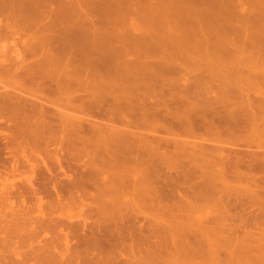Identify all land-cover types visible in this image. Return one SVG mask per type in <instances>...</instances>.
<instances>
[{
  "label": "rangeland",
  "instance_id": "1",
  "mask_svg": "<svg viewBox=\"0 0 264 264\" xmlns=\"http://www.w3.org/2000/svg\"><path fill=\"white\" fill-rule=\"evenodd\" d=\"M0 89V264H264V0H0Z\"/></svg>",
  "mask_w": 264,
  "mask_h": 264
},
{
  "label": "bare ground",
  "instance_id": "2",
  "mask_svg": "<svg viewBox=\"0 0 264 264\" xmlns=\"http://www.w3.org/2000/svg\"><path fill=\"white\" fill-rule=\"evenodd\" d=\"M48 1H49V0H48ZM48 3H49V2H48ZM52 5H53V4H52ZM52 5H51V8H52ZM26 7H29V5L26 6ZM33 8H34V7H33ZM49 9H50V8H49ZM52 9H53V10H51V11L53 12V11H54V8H52ZM29 10H31V9H28L27 11H29ZM24 11H25V10H24ZM27 11H26V12H27ZM33 12L35 13L34 10H33ZM33 12L31 11L30 13L32 14ZM37 12L39 13V11H37ZM27 13H28V12H27ZM30 13H28V15H29ZM53 13H54V12H53ZM25 14H26V13H25ZM28 15H27V16H28ZM32 15H33V14H32ZM32 15H31V16H32ZM36 15H38V14H35V16H34L35 18H36ZM29 16H30V15H29ZM38 16H39V15H38ZM30 18H31V17H30ZM58 18H59V17H58ZM32 19H33V16H32V18H31V20H32ZM60 19H62V18H60ZM37 20H38V19H37ZM37 20H36V21H37ZM241 20L243 21L242 18H241ZM241 20H240V21H241ZM55 21H56V23H57V20H55ZM244 22H246V21H244ZM56 25H57V24H56ZM60 25L62 26V24H60ZM60 25H58V27H57V26H56V27H57L58 30L62 31V30H61L62 27L59 29V26H60ZM54 26H55V25H54ZM43 27H44V26H43ZM49 27H50V26H49ZM49 27H48V29H49ZM51 27H53V26H51ZM51 27H50V28H51ZM56 27H55V28H56ZM63 27H64V26H63ZM44 28H45V27H44ZM55 28H54V29H55ZM64 28H65V27H64ZM54 29H53V33H55V32H54ZM57 29H55V30H56V33L58 32ZM62 29H63V28H62ZM66 29H67V28H65L62 32H65ZM51 31H52V30H51ZM67 31H68V30H67ZM70 31H71V30H70ZM73 32H74V31H72V33H73ZM78 32H79V31H78ZM48 33H50V31H49ZM56 33H55V34H56ZM58 34H60V33H58ZM69 34H70V32H69ZM77 34H78V33H77ZM66 36H67V35H66ZM70 36H71V34H70ZM76 36H77V35H76ZM44 37L48 38V40H49V37H47V36H44ZM50 37H51V35H50ZM52 37H53V36H52ZM56 37H57V36H55V38H56ZM72 37H73V36H72ZM57 38H58V37H57ZM59 39H60V38H59ZM68 39H70V38H68ZM44 40H45V39H44ZM44 40H43V41H44ZM61 40H62V39H61ZM64 43H65V42H64ZM40 44H41V43H40ZM45 44H46V43H45ZM51 44H52V43H51ZM67 44H68V42H67ZM39 47H40V46H39ZM39 47H38V48H39ZM45 47H46V46H45ZM49 47H50V46H49ZM46 48H48V47H46ZM42 49H43V48H42ZM49 49H50V48H49ZM40 50H41V49H40ZM53 50H54V49H53ZM47 52H48V50H47ZM51 52H52V51H51ZM44 54H47V53L45 52ZM48 54H49V53H48ZM98 54H99V53H98ZM98 54H97V56H98ZM50 55H52V53H51ZM88 55H89V54H88ZM90 55H91V54H90ZM100 55H101V54H100ZM62 56H63V55H62ZM92 56H93V55H92ZM97 56H96V57H97ZM88 57L91 58V56H88ZM98 57H99V56H98ZM100 57H102V56H100ZM100 57H99V58H100ZM63 58H64V57H63ZM65 58H66V57H65ZM65 58H64V59H65ZM90 58H88V59H90ZM66 59H67V58H66ZM66 59H65V60H66ZM100 59H101V58H100ZM102 59H103V58H102ZM102 59H101V60H102ZM246 59H247V58H246ZM50 60H51V58H50ZM52 60H53V59H52ZM59 60H60V59H59ZM67 60H69V59H67ZM61 61H62V60H61ZM51 62H52V61H51ZM54 62H55V61H54ZM62 62H63V61H62ZM105 62H106V61H105ZM245 62H247V61H245ZM47 63H48V62H47ZM56 63H57V62H56ZM247 63H248V62H247ZM52 65H53V64H52ZM143 67H144V66H143ZM138 68H140V67H138ZM141 69H142V68H141ZM247 70H248V69H247ZM250 70H251V69H250ZM140 71H141V70H140ZM140 71H138V72H140ZM142 71H143V70H142ZM138 72H137V73H138ZM135 73H136V72H135ZM142 73H143V72H141L140 74H142ZM232 73H233V76H234V74H235L234 71H233ZM145 74H146V73H145ZM237 74H238V73H237ZM122 75H123V74H122ZM122 75H121V76H122ZM136 75H137V74H136ZM143 75H144V73H143ZM126 76H128V75H126ZM141 76H142V75H141ZM239 76H241V74H240ZM143 77H144V76H142V80H143ZM234 77H235V76H234ZM241 77H242V76H241ZM146 78H147V77H146ZM131 79H132V78H131ZM137 79H138V78H137ZM147 79H148V78H147ZM128 80H129V79H128ZM144 80H145V79H144ZM131 89H132V88H131ZM0 90H2V89H0ZM126 92H127V91H126ZM129 93H130V91H129ZM129 93H128V95H129ZM19 94H20V93H19ZM21 94H22V93H21ZM128 95H127V94L125 95L124 93L122 94V96H124V99H125L126 96H128ZM23 96H24V95H23ZM30 96H31V95H30ZM122 96H121V97H122ZM26 97H27V96H26ZM28 97H29V96H28ZM128 97H130V96H128ZM32 98H33V97H32ZM19 99H22V98H19ZM36 99H38V98H36ZM121 99H123V98H121ZM127 99H128V98H127ZM26 100H27V98H26L25 100H23V101H25L26 103L29 101V103H30L29 98H28L27 101H26ZM125 100H126V99H125ZM37 101H38V100H37ZM37 101H36V102H37ZM41 101H42V100H41ZM47 102H48V101H47ZM260 102H261V101H260ZM260 102H259V103H260ZM32 104H33V101H32ZM34 104H35V103H34ZM40 104H41V103L36 104V105L39 106ZM45 104H46V103H45ZM41 105H42V104H41ZM44 106H45V105H44ZM40 109H41V108H40ZM42 110H43L42 112L44 113V110H45V109L42 108ZM65 111H66V110H65ZM260 111H261V110H260ZM263 111H264V110H263ZM49 112H50V111H49ZM40 113H41V112H40ZM50 113H51V112H50ZM50 113H48V114H50ZM251 113H252V111H251ZM48 114H46V116H48ZM37 115L39 116L40 114H37ZM41 115H42V113H41ZM65 115H66V114H65ZM65 115H64V116H65ZM44 116H45V115H44ZM259 116H260V115H259ZM262 116H264V115L262 114ZM40 117H41V116H40ZM42 117H43V115H42ZM65 117H66V116H65ZM69 117H70V116H67V118H69ZM226 117H227V116H226ZM38 118H39V117H38ZM39 119H40V118H39ZM69 119H71V118H69ZM72 119H73V118H72ZM230 119H232V118H230ZM230 119H229V120H230ZM259 119H260V118H259ZM40 120H41V122H40V121H38V122H39L40 124H42L43 121H42V119H40ZM260 120H261V119H260ZM262 120H263V118H262ZM44 121H45V120H44ZM253 122H254V120H253ZM259 122H262V121H259ZM44 123H45V122H44ZM230 123H234V122H230ZM262 123H263V122H262ZM234 124H235V123H234ZM235 125H236V124H235ZM260 125H262V124H260ZM263 125H264V124H263ZM263 125H262V127H263ZM260 127H261V126H260ZM262 127H261V128H262ZM257 129H258V128H257ZM260 131H261V130H260ZM261 132H264V131H261ZM205 141H207V140H205ZM203 143H204V142H203ZM226 145H228V144H226ZM229 146H230V145H229ZM211 246H212V245H211ZM209 247H210V246H209ZM210 248H211V247H210ZM210 252H211V250H210ZM210 254H211V253H210ZM210 254H209V256H210ZM260 254H262V253H260ZM235 255H236V254H235ZM235 255H234V256H235ZM252 255H253V254H252ZM252 255H250V256H252ZM262 255H263V256L260 255V261H261V263L264 262V259H263V261H262V258L264 257V254H262ZM239 256H240V254H239ZM212 257H213V256H212V254H211V258H212ZM216 257H217V256H216ZM216 257H214V258H216ZM228 257H229V256H228ZM230 257H231V256H230ZM237 257H238V253H237V256L235 257V258H236L235 260L239 261V260H238L239 258L237 259ZM242 257H243V256H242ZM247 257H248V258H247ZM250 258H251V257H250ZM253 258H254V257L252 256V259H253ZM256 258H257V257H255V259H253V260H258V259H256ZM228 259L230 260V258H228ZM241 259H242V258H241ZM244 259H246V260H244V261L246 262V264H247V263H251V262H247L248 259H249V255L244 256ZM229 260H228V261H229ZM232 260H234L233 256H232V259L230 260L232 263H230V264H236V261H235V260L232 261ZM249 260L251 261V259H249ZM240 261H241V260H240ZM244 261H243V262H244ZM260 261H256V262H260ZM224 262L227 263V260H225ZM233 262H234V263H233ZM253 262H254V261H253ZM239 263H240V262H239ZM254 263H255V262H254ZM228 264H229V262H228ZM237 264H238V262H237ZM240 264H241V263H240ZM242 264H243V263H242ZM258 264H259V263H258Z\"/></svg>",
  "mask_w": 264,
  "mask_h": 264
}]
</instances>
